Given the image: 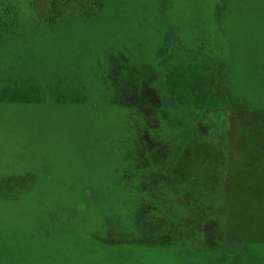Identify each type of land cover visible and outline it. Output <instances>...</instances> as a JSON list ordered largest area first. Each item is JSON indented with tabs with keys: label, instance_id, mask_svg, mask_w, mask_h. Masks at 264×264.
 <instances>
[{
	"label": "rangeland",
	"instance_id": "obj_1",
	"mask_svg": "<svg viewBox=\"0 0 264 264\" xmlns=\"http://www.w3.org/2000/svg\"><path fill=\"white\" fill-rule=\"evenodd\" d=\"M88 1L50 23L51 0H0V264H264V0ZM169 27L206 96L156 129L110 77L155 65ZM164 137L216 179L152 163Z\"/></svg>",
	"mask_w": 264,
	"mask_h": 264
},
{
	"label": "trees",
	"instance_id": "obj_2",
	"mask_svg": "<svg viewBox=\"0 0 264 264\" xmlns=\"http://www.w3.org/2000/svg\"><path fill=\"white\" fill-rule=\"evenodd\" d=\"M76 1L81 0H51L49 12L44 16L45 21L51 23L56 21V19L63 17V6L69 2ZM86 4L89 9H91V11H94L96 8L98 9L102 6V0H92L86 2ZM7 10L12 11V7H8ZM11 25L12 23L10 22H2L0 17V26L3 27L4 34L6 29ZM1 32L2 31H0V37L3 35ZM173 35L174 29L172 27H169L163 32L160 45L156 50V58L158 62L155 65L150 67L148 66L146 69L142 70H139L138 68H127L128 70L118 68L114 70V73L111 74L110 77L111 85L115 89V95L112 99V102L131 109H136L141 113L142 117L146 119L147 124L151 126V128L158 129L162 121L161 117L164 116H174L173 119L177 120L175 115L177 114L178 107H191L194 103L201 105L206 96L201 95L203 93L201 92L202 86L200 84V77H198L197 72L194 71L195 74L192 72L186 74V68L183 64L184 60L181 59V61L176 62V60L180 58L175 59L177 53L173 47ZM182 66H184V68ZM147 133L148 132H146L144 136V138L147 139V143H149L151 146V143H157L155 140H150ZM200 134L203 136L204 134H207L206 129H201ZM170 140V138L165 139V137L160 139V147L157 148L158 151H153L154 156L152 163H157V158H159L164 166H166L167 163L172 166L171 164L173 163L175 156L177 157L180 151L185 157H187L186 154H188V157L191 156V159L194 162L196 161L197 164L196 166H190V164L182 165V168L190 167L191 170V174H189L190 176L187 175L184 178H187L188 180L192 179L193 177L199 178L200 174L198 169L204 170L205 166H208V170L211 171L210 177L216 179L213 169L210 166V160H208L210 158L208 157L210 154H208L206 146H202L203 144L200 141H194L193 144V140H191L190 142L193 144L191 148L190 144L187 148L177 149L171 148L169 145ZM248 149L251 152L250 148ZM213 157L217 158V156ZM245 159L247 158H244V160ZM248 159L253 160L252 163L254 166L258 163L256 161H260L256 159V156L253 153L248 157ZM229 172L230 171L228 170V175ZM227 178L230 177L227 176ZM186 181V179L182 180L181 177L179 178V184L181 185L183 183L184 189L186 188ZM212 187L216 189L218 186L215 187L213 184ZM189 205L190 201L185 200V202H183L180 206H185V208H187ZM183 225V230L185 232H189V225L185 223ZM167 236L169 235L167 234ZM163 241L164 243H167L169 238L164 239ZM233 247L235 246L232 245L231 248L233 249Z\"/></svg>",
	"mask_w": 264,
	"mask_h": 264
}]
</instances>
